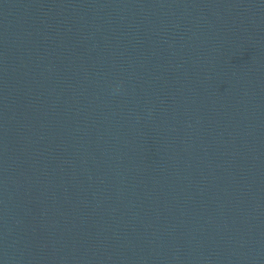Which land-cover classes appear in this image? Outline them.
<instances>
[{"label": "water", "instance_id": "obj_1", "mask_svg": "<svg viewBox=\"0 0 264 264\" xmlns=\"http://www.w3.org/2000/svg\"><path fill=\"white\" fill-rule=\"evenodd\" d=\"M0 264H171L86 0H0Z\"/></svg>", "mask_w": 264, "mask_h": 264}]
</instances>
